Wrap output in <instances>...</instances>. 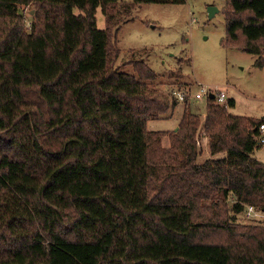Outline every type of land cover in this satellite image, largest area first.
Returning a JSON list of instances; mask_svg holds the SVG:
<instances>
[{
    "label": "trees",
    "instance_id": "1",
    "mask_svg": "<svg viewBox=\"0 0 264 264\" xmlns=\"http://www.w3.org/2000/svg\"><path fill=\"white\" fill-rule=\"evenodd\" d=\"M118 2L0 0V264H264V118L207 97L201 124L186 92L179 129L150 130L179 98L116 64ZM224 12L223 46L264 68V0Z\"/></svg>",
    "mask_w": 264,
    "mask_h": 264
},
{
    "label": "rangeland",
    "instance_id": "2",
    "mask_svg": "<svg viewBox=\"0 0 264 264\" xmlns=\"http://www.w3.org/2000/svg\"><path fill=\"white\" fill-rule=\"evenodd\" d=\"M210 5L218 7L212 18L207 10ZM226 5L227 0L174 3L119 0L113 10L119 27L117 45L120 54L116 64L124 69L125 62L145 60L165 80L157 85L163 93L171 97L179 90L185 94L191 92L188 106L201 115V124L205 117L206 98L195 100L192 95L202 86L211 90L223 89L227 100L222 104L231 113L264 118V68L254 65L255 55L222 44ZM33 13L32 6L25 8L28 19ZM96 16L98 26L105 28L106 17L100 7ZM229 99L235 101L231 107L228 106ZM186 106L185 100L178 99L165 117L150 119L148 128L168 131L175 128L177 131ZM201 128L199 141L203 151L200 160H204L210 152ZM162 142L165 146L170 145L168 134ZM253 155L264 162V143L255 148ZM256 217L264 220L262 213Z\"/></svg>",
    "mask_w": 264,
    "mask_h": 264
},
{
    "label": "built area",
    "instance_id": "3",
    "mask_svg": "<svg viewBox=\"0 0 264 264\" xmlns=\"http://www.w3.org/2000/svg\"><path fill=\"white\" fill-rule=\"evenodd\" d=\"M210 93H214L215 98L220 103H223L227 100L226 92L223 89H221L220 87L216 88L215 90H211V88H206L203 86L201 87L200 90H198L197 92H195L192 95V98H194L195 100L207 98V97H209ZM177 95H178V98L181 100H184L185 96H186V94L182 91H178ZM257 138H258L259 143H264V123L260 124V126H259V133L257 135ZM254 211L255 210H254L253 206H249L247 214L249 216H251L255 213Z\"/></svg>",
    "mask_w": 264,
    "mask_h": 264
},
{
    "label": "water",
    "instance_id": "4",
    "mask_svg": "<svg viewBox=\"0 0 264 264\" xmlns=\"http://www.w3.org/2000/svg\"><path fill=\"white\" fill-rule=\"evenodd\" d=\"M207 10H208L209 17L212 18L215 15V13L218 11V7L210 5V6H208ZM209 97L214 98L215 94L210 93Z\"/></svg>",
    "mask_w": 264,
    "mask_h": 264
}]
</instances>
